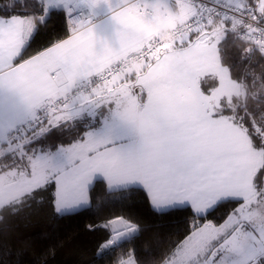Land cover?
<instances>
[{
  "label": "snow or ice",
  "instance_id": "6c2138e0",
  "mask_svg": "<svg viewBox=\"0 0 264 264\" xmlns=\"http://www.w3.org/2000/svg\"><path fill=\"white\" fill-rule=\"evenodd\" d=\"M53 10L64 34L28 54ZM3 13L0 211L38 192L75 211L99 181L190 217L151 264H264V0H18ZM87 227L112 264H143L122 248L141 231L131 217Z\"/></svg>",
  "mask_w": 264,
  "mask_h": 264
},
{
  "label": "trees",
  "instance_id": "16d2710c",
  "mask_svg": "<svg viewBox=\"0 0 264 264\" xmlns=\"http://www.w3.org/2000/svg\"><path fill=\"white\" fill-rule=\"evenodd\" d=\"M12 4L18 6V0H0V15ZM64 31L65 20L60 10H53L31 42L28 54L61 37ZM228 50L242 72L245 65L239 62L237 48L229 44ZM258 60L257 55L254 63ZM260 64L264 65V61ZM253 71L259 75L261 67H254ZM92 196L89 206L74 212L57 213L48 194L0 216V264H112L113 252H97V244L105 232L90 231L87 226L117 216L131 217L141 227L136 238L123 242L122 248H134L143 264H151L187 230L190 219L187 213L171 210L158 213L139 191L109 193L98 181ZM228 207L231 205L214 215L222 216Z\"/></svg>",
  "mask_w": 264,
  "mask_h": 264
},
{
  "label": "crops",
  "instance_id": "0c3cea01",
  "mask_svg": "<svg viewBox=\"0 0 264 264\" xmlns=\"http://www.w3.org/2000/svg\"><path fill=\"white\" fill-rule=\"evenodd\" d=\"M48 194H49L48 192H38V193H36L32 198H29V199L25 200L24 202L19 203L18 205H16L15 208H6V209L0 211V216L4 215L5 213H8V212L14 211V210H16V209H18V208H20V207H22V206H24V205H26V204L32 202V201H34V200H37V199L43 198V197H45V196L48 195ZM89 205H90V204H89ZM89 205H87V206H89ZM87 206H85V207H87ZM83 208H84V207H83ZM78 210H79V209H78ZM75 211H77V210H75ZM165 211H166V210H165ZM69 212H74V211H65V212H61V213H59V214H64V213H69Z\"/></svg>",
  "mask_w": 264,
  "mask_h": 264
},
{
  "label": "built area",
  "instance_id": "2783aa9c",
  "mask_svg": "<svg viewBox=\"0 0 264 264\" xmlns=\"http://www.w3.org/2000/svg\"><path fill=\"white\" fill-rule=\"evenodd\" d=\"M207 3L209 6H213V0H207ZM214 3L216 5H219L221 7L225 6V5H235L238 4L236 2H234L233 0H214ZM167 36V33L165 34V37Z\"/></svg>",
  "mask_w": 264,
  "mask_h": 264
},
{
  "label": "rangeland",
  "instance_id": "374dc122",
  "mask_svg": "<svg viewBox=\"0 0 264 264\" xmlns=\"http://www.w3.org/2000/svg\"><path fill=\"white\" fill-rule=\"evenodd\" d=\"M234 2H236V3H240L238 0H233Z\"/></svg>",
  "mask_w": 264,
  "mask_h": 264
}]
</instances>
